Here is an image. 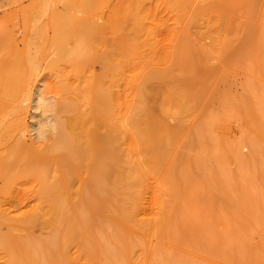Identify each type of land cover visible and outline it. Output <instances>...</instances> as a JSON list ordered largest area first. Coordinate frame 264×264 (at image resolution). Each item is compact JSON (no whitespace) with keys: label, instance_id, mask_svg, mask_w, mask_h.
<instances>
[{"label":"bare ground","instance_id":"bare-ground-1","mask_svg":"<svg viewBox=\"0 0 264 264\" xmlns=\"http://www.w3.org/2000/svg\"><path fill=\"white\" fill-rule=\"evenodd\" d=\"M259 1L99 0L102 33L92 38L101 50L93 58L99 69L71 70L77 84L57 87L62 100L55 116L43 117L41 99L34 100L31 128L38 140L26 138L25 104H3L0 139L10 135L8 154H0L5 264H224L229 258L264 264L261 160L251 164L241 154L245 144L260 154L259 138L222 146L213 136L224 113L261 120L262 85L248 84L256 93L251 107L222 92V113L204 110L221 92L222 66L212 54L221 56L223 66L242 65L260 75L264 9L261 23L254 21ZM23 2H2L0 11ZM189 135L191 151L184 147ZM228 156L241 161L238 180L226 167ZM250 164L257 171L242 170ZM36 183V208L11 219L4 203L18 204ZM6 222L13 234L2 231ZM53 222L59 227L49 239L31 235ZM254 231L263 236L259 248L250 244ZM137 250H144L139 262Z\"/></svg>","mask_w":264,"mask_h":264},{"label":"rangeland","instance_id":"rangeland-1","mask_svg":"<svg viewBox=\"0 0 264 264\" xmlns=\"http://www.w3.org/2000/svg\"><path fill=\"white\" fill-rule=\"evenodd\" d=\"M0 1L4 2L5 5L8 4V0ZM2 2H0V4H2ZM98 7L99 0H47L46 2L45 0H24L20 5H9L6 10L0 11V110L2 111L0 117H2L4 111V102L10 104L15 102L19 104V102H23V104H25L24 118L27 125H29L28 131L26 132L28 142H34L35 139L38 140L31 128V124L34 122L33 116L36 113V99H41L40 102L42 103L38 113H41L43 117L55 116V107L62 100L57 87L61 84H77L75 76H72L71 70L75 67L85 72L87 70V72H89L93 69H99L98 64H94L93 58H97L101 54V50L99 45L92 42L93 37L98 38L102 33L103 19ZM262 9H264V0H260L256 8L254 21L257 24L261 23L258 17ZM245 21L248 20L246 19ZM262 25L264 29V23ZM210 43L211 41L207 40L206 44L209 45ZM74 50L76 52H74ZM263 50L264 49H262L260 56V75L255 74L257 73L256 71L252 72L247 70L242 65L223 66L221 61L218 60L221 56L215 53L211 55L216 65L222 66L219 72L220 85L217 87V89L220 88L219 90L221 92L215 95L216 98L210 99L211 102L210 100L207 102L204 110L209 112L214 111L216 114L222 113L220 106L222 105V98L220 99V96L224 95L221 94L222 92L228 93V96L237 100L239 104L245 102L247 107H251L256 102V93L249 92L248 84L257 81L260 86L262 85L261 122L254 119L251 120L250 114L247 115L246 113L237 111H233L234 113L230 115L224 113L223 121L216 125L213 136L216 137L222 146H225L227 142L236 144L244 142L249 137L258 136L260 154H255L251 146L247 144H245L246 146L243 145L241 154L245 159H248L251 164L259 162L258 159L260 157L261 163H259L264 172ZM74 53L79 55L77 56V61L72 63L71 60L73 61ZM248 57L249 56H242L241 60L244 58L246 60ZM90 59L93 61L91 62ZM12 88L13 91L11 90ZM14 88L18 90L14 92ZM69 96L70 98L77 97L73 92L70 93ZM217 101H220V103ZM177 123V120L171 119L172 125H177ZM192 123L193 120L189 119L188 125ZM47 129L52 136L55 134L54 127L49 125ZM15 133L16 136H14L13 140L18 138L17 132ZM6 137H10V135L2 136L0 139V154L2 157L6 156L9 152L7 147L10 140L8 141ZM193 141L192 135L186 137L184 147L187 151H191V149L187 147L191 146V144L194 143ZM205 142L206 144L208 143L209 146L212 145L209 135ZM251 164L248 168L242 170L250 172L257 171ZM226 167L232 175L236 176V180H238V174L242 168L241 161L236 160L233 156H228ZM263 172L260 170L259 174H262V178L264 179ZM2 183L3 181L0 179V186L3 185ZM29 185L27 187L29 193L26 198L21 200L18 204L13 196L10 198L11 201L17 205L10 206L11 204L9 202L6 204L4 203L5 208L10 207L8 213L11 219H22V217L29 214L30 211L38 205V198L33 190L37 183L35 185ZM260 188L264 190V180L262 181V179ZM93 198L94 197L89 196L91 200L88 199L89 203L95 204L96 199ZM110 207H112L111 209L115 208L112 205H110ZM157 210L158 208L155 207V212L153 213H156ZM111 214H117V212L114 211L111 212ZM107 216L109 217L110 215ZM11 223H4L2 226L3 229L1 228L2 231L9 234L12 231L9 226ZM109 224L110 223H108V225ZM108 225L106 226L108 227ZM113 226L110 224L108 229L112 230L114 228ZM58 227V222H53V225L49 228L38 226L31 235L35 238L47 240L52 234V229ZM11 233L13 234L14 232ZM15 233L26 235L28 232L23 231L20 233L16 231ZM199 234L202 236L201 233ZM262 237L263 236L259 234L258 231H254L250 240L252 247L259 248L263 241V239L261 240ZM77 252V247L71 249L72 254L76 255ZM143 255L144 250H137L134 256L135 262H139ZM6 257L7 256L0 247V264H5ZM235 263L236 260L230 258L224 262V264Z\"/></svg>","mask_w":264,"mask_h":264}]
</instances>
